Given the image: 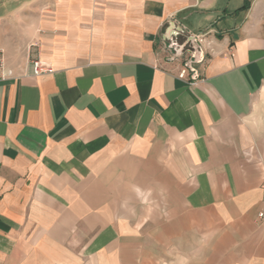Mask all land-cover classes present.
Wrapping results in <instances>:
<instances>
[{
  "label": "crops",
  "instance_id": "1",
  "mask_svg": "<svg viewBox=\"0 0 264 264\" xmlns=\"http://www.w3.org/2000/svg\"><path fill=\"white\" fill-rule=\"evenodd\" d=\"M248 2L0 0V264H264V0ZM169 20L203 39L188 81ZM36 54L52 74L32 75Z\"/></svg>",
  "mask_w": 264,
  "mask_h": 264
},
{
  "label": "water",
  "instance_id": "2",
  "mask_svg": "<svg viewBox=\"0 0 264 264\" xmlns=\"http://www.w3.org/2000/svg\"><path fill=\"white\" fill-rule=\"evenodd\" d=\"M160 43L163 49L170 55V61L183 59L188 56L185 63L187 70H192L191 66L197 64L202 59V51L198 45L195 36L174 20L167 21L161 28ZM193 78H195L193 76Z\"/></svg>",
  "mask_w": 264,
  "mask_h": 264
},
{
  "label": "built area",
  "instance_id": "3",
  "mask_svg": "<svg viewBox=\"0 0 264 264\" xmlns=\"http://www.w3.org/2000/svg\"><path fill=\"white\" fill-rule=\"evenodd\" d=\"M195 39L201 48L203 44V39L199 36H195ZM31 48H35V46H32ZM30 65L32 67V75L34 77L49 75L52 74L53 72L51 67H49L47 63L43 62L37 54L36 56L31 58ZM187 76H188V70L185 67H183L182 70L177 75V78L182 81H186V80L188 81ZM11 78H12V71L8 69L4 52L3 50L0 49V83L6 82ZM260 189L263 193V204H264V177L260 184ZM256 222L259 225L264 224V207L257 213Z\"/></svg>",
  "mask_w": 264,
  "mask_h": 264
},
{
  "label": "trees",
  "instance_id": "4",
  "mask_svg": "<svg viewBox=\"0 0 264 264\" xmlns=\"http://www.w3.org/2000/svg\"><path fill=\"white\" fill-rule=\"evenodd\" d=\"M248 0H244V4H243V7H242V10H247L248 9Z\"/></svg>",
  "mask_w": 264,
  "mask_h": 264
},
{
  "label": "rangeland",
  "instance_id": "5",
  "mask_svg": "<svg viewBox=\"0 0 264 264\" xmlns=\"http://www.w3.org/2000/svg\"><path fill=\"white\" fill-rule=\"evenodd\" d=\"M234 3H237V0H233V5H234ZM4 55H5V53H4ZM30 60H31V58H29L28 62H30Z\"/></svg>",
  "mask_w": 264,
  "mask_h": 264
}]
</instances>
